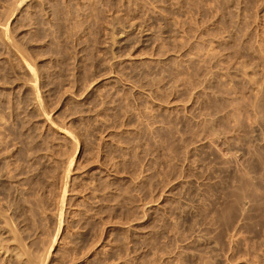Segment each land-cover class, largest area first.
I'll use <instances>...</instances> for the list:
<instances>
[{"label": "rangeland", "instance_id": "1", "mask_svg": "<svg viewBox=\"0 0 264 264\" xmlns=\"http://www.w3.org/2000/svg\"><path fill=\"white\" fill-rule=\"evenodd\" d=\"M0 207V264H264V0H0Z\"/></svg>", "mask_w": 264, "mask_h": 264}, {"label": "bare ground", "instance_id": "2", "mask_svg": "<svg viewBox=\"0 0 264 264\" xmlns=\"http://www.w3.org/2000/svg\"><path fill=\"white\" fill-rule=\"evenodd\" d=\"M12 10V9H11ZM7 19V18H6ZM3 21H5V20H3ZM4 25V24H3ZM6 27H7V25H6ZM6 33V32H5ZM18 54V53H17ZM22 55V54H21ZM26 58V57H25ZM27 63V62H26ZM25 63V64H26ZM29 66V65H28ZM29 69H30V71L32 70L31 69V67L29 66ZM33 71V70H32ZM31 71V72H32ZM36 78V77H35ZM32 82V81H31ZM35 82V81H34ZM37 95V94H36ZM38 100V99H37ZM40 100V99H39ZM41 106V105H40ZM68 131V130H67ZM23 133V132H22ZM22 138V137H21ZM67 170V169H66ZM117 172V171H116ZM68 179V178H67ZM61 183V182H60ZM17 184V183H16ZM84 184V183H83ZM66 187V186H65ZM24 188V187H23ZM26 188V187H25ZM64 190H65V188H64ZM66 193V192H65ZM50 194V193H49ZM65 195V194H64ZM64 198V197H63ZM63 201V200H62ZM61 202V201H60ZM56 204V203H55ZM62 204V203H61ZM38 207V206H37ZM1 208V207H0ZM62 208V207H61ZM59 210V209H58ZM60 213H62V212H60ZM63 214V213H62ZM61 216V215H60ZM6 218V217H5ZM69 220V219H68ZM99 220V219H98ZM7 221V220H6ZM12 221V220H11ZM10 222V221H9ZM13 222V221H12ZM60 222H61V220H60ZM49 223V222H48ZM8 224V223H7ZM60 225H61V223H60ZM60 225H59V228H60ZM5 226V225H4ZM13 226V225H12ZM69 226V225H68ZM9 227V226H8ZM14 228V227H13ZM73 228V227H72ZM16 230H17V228H15ZM15 230V231H16ZM13 231V230H12ZM11 231V232H12ZM69 231V230H68ZM13 233V232H12ZM19 233V232H18ZM66 235V234H65ZM16 236V235H15ZM18 237V236H17ZM63 237V236H62ZM22 239V238H21ZM12 240V239H11ZM23 240V239H22ZM14 241V240H13ZM2 243V242H1ZM22 244V243H21ZM49 245V244H48ZM2 246V245H1ZM46 247V246H45ZM22 249V248H21ZM8 250V249H7ZM21 251H23V249L21 250ZM29 251V250H28ZM31 252V251H30ZM19 253V252H18ZM22 254V253H21ZM25 254V253H24ZM59 254V253H58ZM34 255H36V254H34ZM19 256V255H18ZM14 257V256H13ZM12 257V258H13ZM25 257V256H24ZM38 257V256H37ZM44 258V257H43ZM83 259V258H82ZM32 264V263H31Z\"/></svg>", "mask_w": 264, "mask_h": 264}]
</instances>
